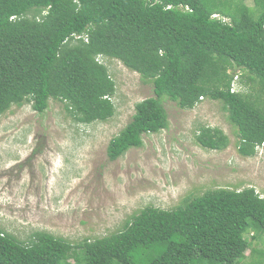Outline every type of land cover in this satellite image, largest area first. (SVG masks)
<instances>
[{
  "label": "trees",
  "instance_id": "trees-1",
  "mask_svg": "<svg viewBox=\"0 0 264 264\" xmlns=\"http://www.w3.org/2000/svg\"><path fill=\"white\" fill-rule=\"evenodd\" d=\"M250 1L0 0V115L25 103L42 113L53 99L76 122L105 121L116 88L99 59H112L153 96L108 141L109 160L168 126L165 98L182 109L219 100L238 153L253 156L264 148V0ZM236 71L246 91L233 90ZM199 129L201 147L227 146L221 129ZM263 234L264 196L218 187L145 206L120 230L74 243L44 230L24 241L0 227V264H264L253 244Z\"/></svg>",
  "mask_w": 264,
  "mask_h": 264
},
{
  "label": "rangeland",
  "instance_id": "rangeland-1",
  "mask_svg": "<svg viewBox=\"0 0 264 264\" xmlns=\"http://www.w3.org/2000/svg\"><path fill=\"white\" fill-rule=\"evenodd\" d=\"M101 61L115 82L111 118L79 123L53 99L42 113L25 103L0 115L1 228L24 241L44 230L74 243L116 232L143 207L170 208L186 194L252 186L264 196V148L253 156L238 153L235 127L219 100L202 97L182 109L165 98L168 126L109 160L108 141L153 91L119 61ZM234 74L233 90L246 91L236 83L240 71ZM202 126L221 129L227 146L201 147L195 134ZM253 244L264 251V234Z\"/></svg>",
  "mask_w": 264,
  "mask_h": 264
},
{
  "label": "clouds",
  "instance_id": "clouds-1",
  "mask_svg": "<svg viewBox=\"0 0 264 264\" xmlns=\"http://www.w3.org/2000/svg\"><path fill=\"white\" fill-rule=\"evenodd\" d=\"M100 56H98L97 58L99 59ZM102 59V58H101ZM101 59H99L101 61Z\"/></svg>",
  "mask_w": 264,
  "mask_h": 264
}]
</instances>
